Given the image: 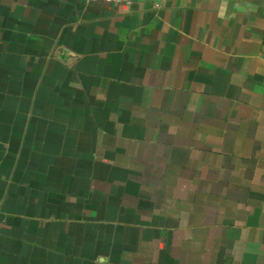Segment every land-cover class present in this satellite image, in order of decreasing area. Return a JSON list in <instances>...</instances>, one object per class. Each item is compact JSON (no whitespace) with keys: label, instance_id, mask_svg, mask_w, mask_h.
Masks as SVG:
<instances>
[{"label":"crops","instance_id":"1","mask_svg":"<svg viewBox=\"0 0 264 264\" xmlns=\"http://www.w3.org/2000/svg\"><path fill=\"white\" fill-rule=\"evenodd\" d=\"M0 264H264V0H0Z\"/></svg>","mask_w":264,"mask_h":264},{"label":"built area","instance_id":"2","mask_svg":"<svg viewBox=\"0 0 264 264\" xmlns=\"http://www.w3.org/2000/svg\"><path fill=\"white\" fill-rule=\"evenodd\" d=\"M104 1L129 4L131 0H104Z\"/></svg>","mask_w":264,"mask_h":264},{"label":"water","instance_id":"3","mask_svg":"<svg viewBox=\"0 0 264 264\" xmlns=\"http://www.w3.org/2000/svg\"><path fill=\"white\" fill-rule=\"evenodd\" d=\"M140 1H155V2H157L159 0H140Z\"/></svg>","mask_w":264,"mask_h":264}]
</instances>
